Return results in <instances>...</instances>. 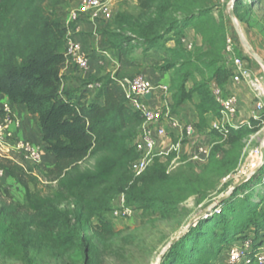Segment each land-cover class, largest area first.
Masks as SVG:
<instances>
[{
	"label": "rangeland",
	"instance_id": "1",
	"mask_svg": "<svg viewBox=\"0 0 264 264\" xmlns=\"http://www.w3.org/2000/svg\"><path fill=\"white\" fill-rule=\"evenodd\" d=\"M70 6L58 8L57 17L66 15ZM113 8L114 19L101 28V44L116 57L107 75L127 77L150 69L172 70V91L190 90L210 81L211 72L218 69L217 81L197 90L210 96L212 85H220L222 79L231 80L232 74L226 69L231 64L226 41L231 39L238 47L235 56L264 78V68L246 48L264 62V0H118ZM191 70L197 75L183 85V72ZM214 106L220 116L218 106ZM251 106L254 109L252 97ZM169 107L178 120L182 118L179 108L173 104ZM254 116L242 125L240 133L230 128L227 133L218 132L209 124L194 121V138L202 140L208 150L204 163L190 160L195 142L184 139L173 167L174 156L155 158L152 170L139 183L148 201L137 203L129 198L127 202L122 195L114 196L105 215L110 231L98 233L96 219H89L88 224L81 221L78 225L83 237L69 243L61 238L68 225L71 228L77 224L74 201L64 198L56 183L42 176L48 169L25 166L35 177L29 181L30 194L50 198L62 215L56 220L45 209H30L25 190L4 174L0 177V264H222L227 242L221 241V223L225 217L230 228L225 236L230 240L235 231L232 226L242 218L231 214L226 203L235 200L234 207L243 210L247 198L258 202L264 194V163L259 157L264 150V117L259 111ZM169 137L176 141L179 135L169 133ZM95 158L88 156L79 169L92 168ZM250 162H260L254 169V174H259L253 183H246L255 189L243 190L245 184L233 176ZM161 172L167 179L158 177ZM236 188H240L238 192ZM121 206L131 210L129 217H114V210ZM262 211L264 204L251 216L253 226L263 225L264 215L258 213ZM66 216L69 224L63 221ZM244 223L239 226L252 233V225L249 228ZM240 241L235 238L228 245Z\"/></svg>",
	"mask_w": 264,
	"mask_h": 264
},
{
	"label": "trees",
	"instance_id": "2",
	"mask_svg": "<svg viewBox=\"0 0 264 264\" xmlns=\"http://www.w3.org/2000/svg\"><path fill=\"white\" fill-rule=\"evenodd\" d=\"M78 1L0 0V93L12 105H23L28 114L37 116L45 145L44 152L51 153L55 160L54 165L42 176L48 182H55L64 198L74 201L72 207L77 224L71 228L67 226L68 229L61 238L65 243L75 237H83L78 225L81 221L88 224L89 219H96L95 229L98 233L110 231V221L105 215L114 196L122 195L127 202L129 198H134L137 203L148 201L139 183L153 168L150 167L139 177H134L130 171V164L135 160L136 154L129 144L136 136L143 119L127 105L119 82L135 76L104 75L95 79L100 83V88L95 91L97 96L92 101L87 100L86 93L95 92L84 88V91L76 94L63 88L62 71L71 64L65 56L66 30L56 11ZM118 18L117 15L115 19ZM125 21L127 22L126 19ZM187 63L191 65L190 59ZM218 71L215 69L211 72L210 81L196 84L190 90L172 89L173 107L178 108L190 100L193 93L198 94L197 90L202 86L216 82ZM227 71L232 74L231 70ZM193 73L192 70L183 72V85ZM227 81L222 79L220 85L215 86L223 88ZM198 97L199 101L195 104L198 123L206 124L207 113L220 118L215 113L216 103L211 91L210 96L208 93H199ZM230 129L233 133H240L242 126ZM90 155L96 157L92 168L79 169V164ZM25 166L29 164L0 160V169L4 174L25 190L30 209L36 212L45 209L55 215L53 220L57 216L61 217L50 198H34L30 194L29 181L35 177H31V170H27ZM254 173L245 185L250 181L253 183L259 174ZM158 177L167 179L163 172ZM263 179L264 177L261 182L264 185ZM245 185L243 190L255 189L252 185ZM239 189L236 188L235 192ZM235 203V200L226 203L231 214L242 216L241 219L237 218V226H232L235 230L232 239L228 240L225 236L230 230L225 217L221 223L224 229L221 241L227 242V249L228 243L235 238H256L264 230V223L261 227L251 223V216L256 213L259 205L264 204V194L258 202L247 198L243 210L241 207H234ZM220 213L221 211L218 215ZM258 213L264 215V211ZM63 221L69 224L70 220L66 216ZM242 222L246 226L252 225L253 232H247L242 225L239 226Z\"/></svg>",
	"mask_w": 264,
	"mask_h": 264
},
{
	"label": "built area",
	"instance_id": "3",
	"mask_svg": "<svg viewBox=\"0 0 264 264\" xmlns=\"http://www.w3.org/2000/svg\"><path fill=\"white\" fill-rule=\"evenodd\" d=\"M118 0H79L67 10L65 19L61 22L66 30L64 41L65 56L68 62L82 72H87L89 62L82 50L81 43L75 38L83 22L106 24L114 18V6ZM190 49V44L187 45ZM238 49L231 39L226 41V53L230 58L231 81L235 85H243L251 94L254 103V113L259 111L264 117V78L258 72L252 71L246 62L235 56ZM124 93L127 105L139 113L143 119L136 136L131 140L129 147L136 154L130 164V171L134 177L141 176L153 166L155 158L174 156L171 161L173 167L178 155L183 150V140L195 142L190 152V160L197 164L204 163L208 158V150L202 140L194 138L196 133L193 122L182 124L177 116L171 112L169 105L154 109L150 106L152 94L158 90L163 96L169 92L166 85L154 84L143 75L131 79L125 78L119 82ZM84 88L95 92L100 83L89 80ZM150 94V99L145 96ZM211 94L219 108L220 118L211 123L210 129L225 132L227 128H235L234 119L238 113V98L234 93L225 94L223 88L213 85ZM253 117L254 114H253ZM20 126L19 119L9 101H0V160L24 162L31 166L40 167L43 162L44 148L28 140L15 136L14 128ZM177 133L176 141L170 140L169 133ZM171 133V134H172ZM262 159L261 151L259 152ZM259 160V161H260ZM260 162L249 163L246 167L236 171L234 178L246 182L251 178ZM169 170L166 171L168 173ZM4 171L0 169V177ZM264 182V179H263ZM219 213V212H218ZM116 218H125L131 215V210L121 206L113 212ZM240 242L231 243L227 249L226 261L222 264H264V230L254 237L238 238Z\"/></svg>",
	"mask_w": 264,
	"mask_h": 264
},
{
	"label": "crops",
	"instance_id": "4",
	"mask_svg": "<svg viewBox=\"0 0 264 264\" xmlns=\"http://www.w3.org/2000/svg\"><path fill=\"white\" fill-rule=\"evenodd\" d=\"M58 17L62 22L65 19L66 15L59 14ZM101 28V23L93 24L90 22H83L81 24L80 31L78 32V34L75 35V38L81 43L82 50L88 58L89 69L87 72H82L72 65L66 67L62 71L64 90L76 94L81 93L82 91H84V83L87 80H95L104 75H107V73L109 72L108 68L110 63H116V57L114 53H110L109 55L107 47L101 44ZM189 33L191 34V32ZM117 69L118 65L116 66V71ZM171 71L172 70H158L155 72L154 70L150 69L145 70V74H140L150 79L154 84L166 85L169 88L170 93L166 96H163L158 90H156L152 94V98L149 103L150 106L154 109L161 108L164 105L170 106L173 104L172 94L174 92L170 89L171 79L169 74ZM146 74L148 75L146 76ZM196 75L197 73L194 72L193 76ZM109 76L112 75L110 74ZM223 89L225 91V94L234 93L237 96L238 113L236 118L234 119V124L236 125V127L242 126L246 123L247 119L253 117L254 114L253 106L250 107V95L247 93V90L243 85H235L232 83L231 80H228L223 85ZM86 94L88 101H92L97 96L96 92ZM0 101L9 100L4 94L0 93ZM198 101L199 97L198 94L195 92L193 93L192 98L190 100L185 101L181 106L178 107L182 116V120L179 119L181 123L183 121L185 123H190L198 120L197 113L195 110V104ZM99 102L101 103L102 100H99ZM13 110L15 112L16 117L21 122L19 127L14 128L15 136L23 140H28L34 144H38L44 148L45 145L42 142V134L38 124L37 116L28 114L25 106L23 105H13ZM205 120L206 124L210 125L214 121L218 120V117L212 115L211 113H207L205 115ZM172 135L176 137L177 133L173 132ZM54 162V156L51 153L44 152L43 162L40 167H42L43 169H50L54 165ZM225 261L226 258L225 260H223V263Z\"/></svg>",
	"mask_w": 264,
	"mask_h": 264
},
{
	"label": "water",
	"instance_id": "5",
	"mask_svg": "<svg viewBox=\"0 0 264 264\" xmlns=\"http://www.w3.org/2000/svg\"><path fill=\"white\" fill-rule=\"evenodd\" d=\"M229 16H230V18H231V20L234 22V17H233V12H232V10H230V12H229ZM246 48H247V50H248V52L251 54V56H253L255 59H257V61L259 62V64L264 68V62L261 60V59H259L251 50H250V48L248 47V46H246ZM150 94H148V95H146L145 96V99L146 100H149L150 99ZM261 153H262V159H263V162L262 163H264V150H262L261 151ZM254 173V172H253ZM252 173V174H253ZM252 174H251V176H252Z\"/></svg>",
	"mask_w": 264,
	"mask_h": 264
}]
</instances>
